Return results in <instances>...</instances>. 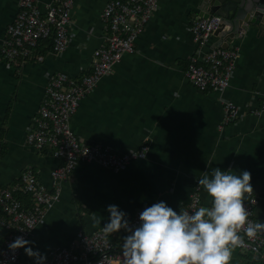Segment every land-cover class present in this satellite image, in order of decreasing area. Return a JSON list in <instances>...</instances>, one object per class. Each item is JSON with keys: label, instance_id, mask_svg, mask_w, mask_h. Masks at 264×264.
<instances>
[{"label": "crops", "instance_id": "0c3cea01", "mask_svg": "<svg viewBox=\"0 0 264 264\" xmlns=\"http://www.w3.org/2000/svg\"><path fill=\"white\" fill-rule=\"evenodd\" d=\"M38 1L45 12L53 0ZM108 1L75 0L67 49L42 54L40 45L21 66L10 67L1 52L20 0H0V186L13 187L33 168L44 185L55 189L52 171L62 160L30 145L28 133L53 75L81 78L92 72L95 50L106 37L102 12ZM202 1L159 0L136 51L125 54L114 73L81 100L72 119L75 134L86 143L120 153L147 145V156L119 172L78 162L72 178L59 185V201L25 247L44 256L68 246L80 230L102 229L112 204L126 212V219L160 201L184 210L209 161L222 170L250 172L253 191L246 198L259 195L256 219L264 222V110L257 112L264 102V31L254 26L233 37L230 46H238L239 56L230 86L223 94L202 91L186 75L190 58L204 57L222 41L220 34L203 46L196 41L192 20L200 17ZM225 100L240 110L239 120L227 126L222 123ZM201 198V206H210L202 188ZM25 247L22 260L35 257ZM230 264L259 263L234 248Z\"/></svg>", "mask_w": 264, "mask_h": 264}, {"label": "built area", "instance_id": "2783aa9c", "mask_svg": "<svg viewBox=\"0 0 264 264\" xmlns=\"http://www.w3.org/2000/svg\"><path fill=\"white\" fill-rule=\"evenodd\" d=\"M74 3L75 0H53L44 12L38 0H20V11L7 29L2 60L10 67L21 66L32 56L34 49L49 38H53L56 52L65 51L69 45ZM158 6L159 0H109L102 12L106 37L95 50L92 72L81 78L58 72L49 79L45 98L30 127L27 141L36 149H47L62 160V164L52 171L56 187L50 189L44 185L33 168L22 173L13 187L0 186V227L6 231L0 243V264H124L123 237L129 234L124 228L113 234H105L103 228L91 233L80 230L68 246L28 260H22L24 247L13 249L10 245L17 237L28 241L36 226L45 221L48 210L61 197L60 183L72 178L78 162H97L119 172L133 160L147 156V145L120 153L101 143H86L75 134L71 123L81 100L104 77L114 73L116 64L125 54L136 51V42ZM222 22L219 15L193 19L192 31L196 41L201 46L206 44ZM238 56V46L212 47L204 57L198 53L190 58L186 75L202 91L223 94L231 84ZM263 110L264 102L257 112ZM239 118L238 105L225 100L223 125L236 123ZM18 194L29 195V204L18 198ZM201 203V188L197 185L184 210L199 207ZM259 203L258 194L244 200L245 208L249 211L248 219L254 223L261 222L256 219ZM142 210L127 219L129 228L139 225ZM240 235L242 243L235 248L251 253L259 264H264V231L255 238H248L242 230ZM40 257L44 259L40 260Z\"/></svg>", "mask_w": 264, "mask_h": 264}, {"label": "clouds", "instance_id": "9594fccd", "mask_svg": "<svg viewBox=\"0 0 264 264\" xmlns=\"http://www.w3.org/2000/svg\"><path fill=\"white\" fill-rule=\"evenodd\" d=\"M198 179V185L210 198V206L175 211L165 201L145 207L139 214V225L129 228L126 212L108 205L105 234L124 228V264H230L232 252L242 243V230L248 238L264 231V222L248 219L246 194L253 191L251 174L211 167ZM29 241L17 237L11 248L25 247ZM29 256H39L25 247ZM44 257H40L43 260Z\"/></svg>", "mask_w": 264, "mask_h": 264}, {"label": "water", "instance_id": "95a60500", "mask_svg": "<svg viewBox=\"0 0 264 264\" xmlns=\"http://www.w3.org/2000/svg\"><path fill=\"white\" fill-rule=\"evenodd\" d=\"M199 15L201 18L222 17L223 22L214 33L220 34L222 41L215 47H230L233 37L244 29L256 26L264 31V0H203Z\"/></svg>", "mask_w": 264, "mask_h": 264}, {"label": "trees", "instance_id": "16d2710c", "mask_svg": "<svg viewBox=\"0 0 264 264\" xmlns=\"http://www.w3.org/2000/svg\"><path fill=\"white\" fill-rule=\"evenodd\" d=\"M41 47H42V49H41V53L42 54L48 52L51 49H54L53 38H49V39L44 40L41 43ZM17 197L22 199L24 202L29 204V201H30V196L29 195H20V194H18ZM5 234H6L5 229L0 227V235H1L0 243H2V239H3V236H5Z\"/></svg>", "mask_w": 264, "mask_h": 264}, {"label": "rangeland", "instance_id": "374dc122", "mask_svg": "<svg viewBox=\"0 0 264 264\" xmlns=\"http://www.w3.org/2000/svg\"><path fill=\"white\" fill-rule=\"evenodd\" d=\"M251 257V256H250ZM246 258H248V255L246 256Z\"/></svg>", "mask_w": 264, "mask_h": 264}]
</instances>
